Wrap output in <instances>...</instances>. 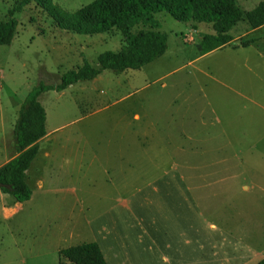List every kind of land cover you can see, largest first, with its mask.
Here are the masks:
<instances>
[{
  "label": "rangeland",
  "instance_id": "1",
  "mask_svg": "<svg viewBox=\"0 0 264 264\" xmlns=\"http://www.w3.org/2000/svg\"><path fill=\"white\" fill-rule=\"evenodd\" d=\"M19 1L0 0V20ZM91 1L52 0L69 12ZM259 1L236 3L251 10ZM13 17L16 33L0 44L5 126L39 82L56 85L123 43L118 30L61 29L34 2ZM154 19L166 33L155 60L38 96L50 133L27 169L23 209L1 191L0 264H71L58 251L92 241L107 264L264 257V58L252 45L234 47L262 40L264 24L239 22L231 45L202 54L210 24L165 11ZM16 152L9 146V157Z\"/></svg>",
  "mask_w": 264,
  "mask_h": 264
},
{
  "label": "trees",
  "instance_id": "2",
  "mask_svg": "<svg viewBox=\"0 0 264 264\" xmlns=\"http://www.w3.org/2000/svg\"><path fill=\"white\" fill-rule=\"evenodd\" d=\"M30 2L43 9L61 29L88 35L118 30L123 43L117 50L101 52L96 65L84 60L77 68L65 71L58 84L39 82L25 96L13 127L18 154L0 166V183L10 186L0 187V190L10 194L16 202H23L31 195L26 171L38 152V140L46 134V112L38 100L41 93L61 91L77 81L95 77L103 69L118 72L137 69L161 56L166 49V33L158 30L154 19L160 11L179 21L210 24L213 33L202 43V53L228 43L232 39L230 30L239 22L250 29L264 24V0L251 10L241 9L236 0H92L71 12L61 10L52 0H20L8 10L7 18L0 20V44L12 41L17 25L13 15ZM139 23H150L151 27L135 29ZM58 255L71 264H107L99 245L93 241L64 247ZM256 264H264V257Z\"/></svg>",
  "mask_w": 264,
  "mask_h": 264
},
{
  "label": "crops",
  "instance_id": "3",
  "mask_svg": "<svg viewBox=\"0 0 264 264\" xmlns=\"http://www.w3.org/2000/svg\"><path fill=\"white\" fill-rule=\"evenodd\" d=\"M263 35H264V32L262 34V37H263L262 40L261 39L260 40H255V41L252 40V41H248L247 43L240 42V43L235 44L234 47L236 48L238 46H244V45H250L251 46L252 45V46H254L256 48L257 55L259 57H261V58H264V44H263L264 43V36ZM229 45H231V44L226 43L223 46L215 48V49L223 48V47H226V46H229ZM213 50L214 49H212L210 51H213ZM210 51H207V52H210ZM207 52H205V53H207ZM134 116L136 118L139 117L138 114H135ZM2 121L4 122V117L1 116V122H0V166L4 165L5 163H7L8 161H10L11 159H13L15 157V156H12V157L10 156L11 157L10 158L9 157V153H8L9 146L12 147V148L13 147L15 148L14 130H13L15 118L12 117V119L10 121V124L8 122L7 126H5ZM45 128H46V134L42 138H40L38 140V142H40L43 139L45 140L49 136L50 130L47 129L46 119H45ZM16 153L18 154V152H16ZM45 154H48V153L45 152ZM26 174H27V171H26ZM5 201H8V199H6V197H4V194L0 190V203H1L0 204V208H2L3 212H5V209H6L4 207V205H3ZM16 204H17V206H16L17 208H19L20 210L23 209L22 202H16ZM6 214H5V216H6ZM250 258H251V256H248V255L238 256L236 258V260L238 259L237 260V264H248V261H251ZM259 260H257L256 263ZM201 262H202V259L200 260V263ZM120 264H124V263L121 262ZM226 264H235V263L229 262V263H226Z\"/></svg>",
  "mask_w": 264,
  "mask_h": 264
},
{
  "label": "water",
  "instance_id": "4",
  "mask_svg": "<svg viewBox=\"0 0 264 264\" xmlns=\"http://www.w3.org/2000/svg\"><path fill=\"white\" fill-rule=\"evenodd\" d=\"M3 186H6V187H10L9 185H5V184H3V183H0V187H3Z\"/></svg>",
  "mask_w": 264,
  "mask_h": 264
}]
</instances>
